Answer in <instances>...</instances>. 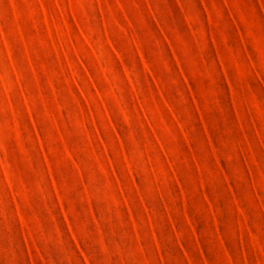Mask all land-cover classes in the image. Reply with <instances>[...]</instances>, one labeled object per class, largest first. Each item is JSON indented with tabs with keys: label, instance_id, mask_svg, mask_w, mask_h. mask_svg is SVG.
Listing matches in <instances>:
<instances>
[{
	"label": "rangeland",
	"instance_id": "1",
	"mask_svg": "<svg viewBox=\"0 0 264 264\" xmlns=\"http://www.w3.org/2000/svg\"><path fill=\"white\" fill-rule=\"evenodd\" d=\"M0 264H264V0H0Z\"/></svg>",
	"mask_w": 264,
	"mask_h": 264
}]
</instances>
